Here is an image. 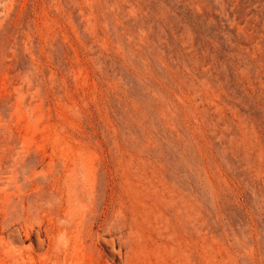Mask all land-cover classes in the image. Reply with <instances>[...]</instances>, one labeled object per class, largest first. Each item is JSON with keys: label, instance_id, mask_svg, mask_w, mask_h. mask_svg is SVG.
Instances as JSON below:
<instances>
[{"label": "rangeland", "instance_id": "rangeland-1", "mask_svg": "<svg viewBox=\"0 0 264 264\" xmlns=\"http://www.w3.org/2000/svg\"><path fill=\"white\" fill-rule=\"evenodd\" d=\"M0 264H264V0H0Z\"/></svg>", "mask_w": 264, "mask_h": 264}]
</instances>
